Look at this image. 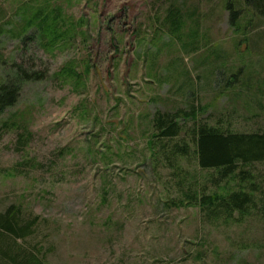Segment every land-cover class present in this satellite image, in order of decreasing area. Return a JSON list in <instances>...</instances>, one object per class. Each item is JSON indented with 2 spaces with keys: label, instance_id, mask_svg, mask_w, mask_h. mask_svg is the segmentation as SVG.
<instances>
[{
  "label": "rangeland",
  "instance_id": "1",
  "mask_svg": "<svg viewBox=\"0 0 264 264\" xmlns=\"http://www.w3.org/2000/svg\"><path fill=\"white\" fill-rule=\"evenodd\" d=\"M35 3L0 0V77L48 73L0 115V212L20 204L39 216L28 244L47 264H264V223L211 224L200 207H178L177 181L186 192L208 172L191 154L172 176V150L157 163L148 144L155 111L194 101L197 122L264 131V17L234 0H50L78 28L72 45L49 51L35 27L20 35ZM171 9L183 21L174 36ZM69 65L80 84L61 74ZM253 168L264 177L263 163Z\"/></svg>",
  "mask_w": 264,
  "mask_h": 264
},
{
  "label": "trees",
  "instance_id": "2",
  "mask_svg": "<svg viewBox=\"0 0 264 264\" xmlns=\"http://www.w3.org/2000/svg\"><path fill=\"white\" fill-rule=\"evenodd\" d=\"M35 1L33 6L25 5L20 35L35 27L36 35L46 50L54 51L57 45H72L78 25L70 15L64 14L63 6L51 4L50 0ZM234 2L249 7L254 16L264 17V0ZM179 11L171 9L170 12L168 31L172 36L179 34L183 28ZM231 11V24L233 27L237 25L239 29L241 14ZM22 39L24 43L27 42V38ZM73 67L66 66L61 74L74 79L78 85L82 82L83 74ZM12 68V76L0 77V115L19 101L26 83L42 81L48 75L45 70L26 69L23 66ZM200 108L194 101L188 110H157L151 120L153 132L148 144L157 163L161 160L159 151L170 149L172 152L166 154L165 161L173 168L172 176L180 177L182 173L178 158L191 154L196 158L199 168L208 172L204 183L199 184L194 180L189 183L186 192L187 180L183 178L177 181L178 189L185 194L176 203L177 206L200 207L203 222L211 224L220 219L228 223H240L251 217L264 223V177L257 175L253 168L257 163L264 164V131L234 132L213 126L207 121L197 122ZM188 122L193 123L192 127H188ZM192 144L194 149L191 148ZM221 189L226 192H221ZM39 224V216H27L20 204H12L0 212V264H47L43 247L28 244V239L36 236Z\"/></svg>",
  "mask_w": 264,
  "mask_h": 264
}]
</instances>
